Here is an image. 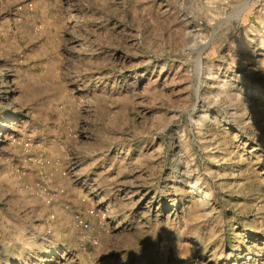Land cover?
Masks as SVG:
<instances>
[{
    "label": "rangeland",
    "instance_id": "1",
    "mask_svg": "<svg viewBox=\"0 0 264 264\" xmlns=\"http://www.w3.org/2000/svg\"><path fill=\"white\" fill-rule=\"evenodd\" d=\"M0 264H264V0H0Z\"/></svg>",
    "mask_w": 264,
    "mask_h": 264
}]
</instances>
